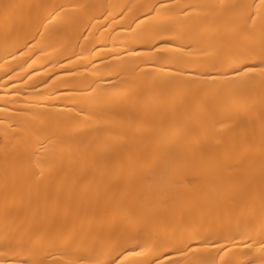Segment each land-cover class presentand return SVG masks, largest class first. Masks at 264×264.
<instances>
[{
  "label": "bare ground",
  "instance_id": "6f19581e",
  "mask_svg": "<svg viewBox=\"0 0 264 264\" xmlns=\"http://www.w3.org/2000/svg\"><path fill=\"white\" fill-rule=\"evenodd\" d=\"M264 264V0H0V264Z\"/></svg>",
  "mask_w": 264,
  "mask_h": 264
},
{
  "label": "snow or ice",
  "instance_id": "6c2138e0",
  "mask_svg": "<svg viewBox=\"0 0 264 264\" xmlns=\"http://www.w3.org/2000/svg\"><path fill=\"white\" fill-rule=\"evenodd\" d=\"M112 264H115V261H113Z\"/></svg>",
  "mask_w": 264,
  "mask_h": 264
}]
</instances>
